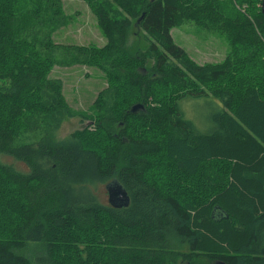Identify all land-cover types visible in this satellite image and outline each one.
I'll return each instance as SVG.
<instances>
[{
    "label": "trees",
    "instance_id": "obj_1",
    "mask_svg": "<svg viewBox=\"0 0 264 264\" xmlns=\"http://www.w3.org/2000/svg\"><path fill=\"white\" fill-rule=\"evenodd\" d=\"M82 1L101 48L54 42L60 0H0V264H264L261 0ZM185 24L223 36L225 59L191 61L170 35ZM75 65L107 88L59 139L75 114L49 75ZM184 99L215 106L206 133ZM113 181L128 207L100 203Z\"/></svg>",
    "mask_w": 264,
    "mask_h": 264
},
{
    "label": "rangeland",
    "instance_id": "obj_2",
    "mask_svg": "<svg viewBox=\"0 0 264 264\" xmlns=\"http://www.w3.org/2000/svg\"><path fill=\"white\" fill-rule=\"evenodd\" d=\"M60 1L65 16L69 20L65 27L55 33L54 42L62 46L97 48L104 46L105 39L97 29L94 16L87 5L82 0ZM132 23L135 24V21ZM133 24L128 30L127 37V46L132 54L137 53V50L144 51L147 47L143 33L133 28ZM170 35L175 45L183 49L189 59L199 66L219 64L230 52L223 36L193 24L173 28ZM49 77L60 81L63 101L66 103V107L75 114L74 117L63 120L58 138L64 139L72 132L81 130L88 123L82 121V118L92 115L96 102H102L103 96L99 98V95L106 91V79L99 70L80 65L71 68L55 67ZM159 94L168 96V92L165 90L160 91ZM178 106L185 119L191 121L198 132L206 133L209 130L211 126L209 118L215 111V106L212 103L204 100L184 99L179 101ZM98 192L100 203L107 205L105 187H100Z\"/></svg>",
    "mask_w": 264,
    "mask_h": 264
},
{
    "label": "water",
    "instance_id": "obj_3",
    "mask_svg": "<svg viewBox=\"0 0 264 264\" xmlns=\"http://www.w3.org/2000/svg\"><path fill=\"white\" fill-rule=\"evenodd\" d=\"M260 13L262 16H264V0H261L260 3ZM142 108L139 105H136L132 108V112H135L136 110ZM106 194H107V203L114 207V208H126L129 205V197L126 194L125 190L122 188V186L116 182L113 181L112 183L105 186ZM215 214V215H214ZM214 216H219L220 214L216 212V208L213 210ZM222 264V263H217Z\"/></svg>",
    "mask_w": 264,
    "mask_h": 264
}]
</instances>
